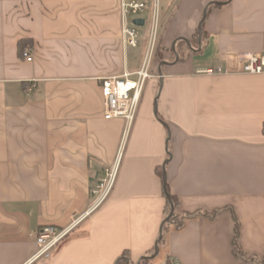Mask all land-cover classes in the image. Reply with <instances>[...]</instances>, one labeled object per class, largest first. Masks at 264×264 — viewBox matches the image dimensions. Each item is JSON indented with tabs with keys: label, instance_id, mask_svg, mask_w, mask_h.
<instances>
[{
	"label": "crops",
	"instance_id": "obj_1",
	"mask_svg": "<svg viewBox=\"0 0 264 264\" xmlns=\"http://www.w3.org/2000/svg\"><path fill=\"white\" fill-rule=\"evenodd\" d=\"M157 3L151 77L113 191L28 262L34 232L82 213L116 154L124 121L103 118L98 79L137 69L118 0H0V264H264V72L238 60L264 53V0ZM160 171L190 215L179 229L164 230Z\"/></svg>",
	"mask_w": 264,
	"mask_h": 264
},
{
	"label": "built area",
	"instance_id": "obj_2",
	"mask_svg": "<svg viewBox=\"0 0 264 264\" xmlns=\"http://www.w3.org/2000/svg\"><path fill=\"white\" fill-rule=\"evenodd\" d=\"M148 9L144 0H118V11L120 16V38L123 48H135L139 45V27L132 21L142 18V14ZM145 20L143 19V24ZM158 29V3L154 0L148 29V43L145 58L140 68L133 71H123L120 75H109L100 77V96L102 101V115L106 120L122 119V129L118 148L113 160L105 165L97 182L90 189L91 202L88 207L79 214L71 217L65 226L47 224L34 232L33 238L37 245L35 253L28 262L39 259H48L58 244L63 241L78 225L95 212L113 191L118 175L123 151L129 135V131L135 119L140 103L141 94L148 78L151 77V61L157 44ZM29 48H24L21 55L31 61L32 56ZM241 63V72L247 74H260L264 72V53H242L238 55ZM204 73H221V66L205 69ZM264 132V126H263ZM173 264H179L174 262Z\"/></svg>",
	"mask_w": 264,
	"mask_h": 264
},
{
	"label": "trees",
	"instance_id": "obj_3",
	"mask_svg": "<svg viewBox=\"0 0 264 264\" xmlns=\"http://www.w3.org/2000/svg\"><path fill=\"white\" fill-rule=\"evenodd\" d=\"M28 45V41L26 40H21L20 41V50H23V48ZM160 175L163 179V186H164V195H165V199H166V204H165V228L164 230L166 231V225L168 223H174L176 228H180L182 227L183 223H184V218L186 216H190L189 214H183L180 213L178 211V199L176 196H174L172 193L169 192L167 183L164 180V176H163V172L160 171ZM172 209V212H171ZM171 212V213H170ZM214 213H210L209 215H213ZM237 234H238V230H237V225L235 227V237L233 239V243H234V253L237 256H242L243 257V252L242 249L239 247L238 245V241H237ZM163 236L161 237V239L159 240V242H161L163 240ZM124 256V255H123ZM121 259L117 260V264H119ZM149 261L148 257L143 258L142 262L147 263Z\"/></svg>",
	"mask_w": 264,
	"mask_h": 264
},
{
	"label": "rangeland",
	"instance_id": "obj_4",
	"mask_svg": "<svg viewBox=\"0 0 264 264\" xmlns=\"http://www.w3.org/2000/svg\"><path fill=\"white\" fill-rule=\"evenodd\" d=\"M141 16H142V19L145 20V23L141 25L138 29L140 33L139 45L135 48H132V47L127 48V58L129 60V68L127 70L131 68L132 64H135L136 69H139L145 58V53H146L147 43H148L147 36H148L149 20H150L149 11L146 10V12L142 14ZM124 69L122 70V72L125 71Z\"/></svg>",
	"mask_w": 264,
	"mask_h": 264
},
{
	"label": "water",
	"instance_id": "obj_5",
	"mask_svg": "<svg viewBox=\"0 0 264 264\" xmlns=\"http://www.w3.org/2000/svg\"><path fill=\"white\" fill-rule=\"evenodd\" d=\"M135 25H138V26H141V25H143V19L142 18H135V19H133V21H132ZM171 212H172V209H171ZM170 212V213H171Z\"/></svg>",
	"mask_w": 264,
	"mask_h": 264
}]
</instances>
